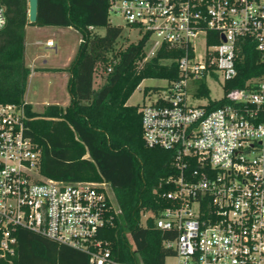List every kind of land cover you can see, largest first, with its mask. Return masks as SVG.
I'll use <instances>...</instances> for the list:
<instances>
[{
    "label": "built area",
    "instance_id": "obj_1",
    "mask_svg": "<svg viewBox=\"0 0 264 264\" xmlns=\"http://www.w3.org/2000/svg\"><path fill=\"white\" fill-rule=\"evenodd\" d=\"M108 1L110 16L140 39L148 35L145 60L163 45L183 51L179 78L140 109L145 143L175 153L178 173L161 195L168 206L155 218L168 234L166 260L264 264V0ZM5 26L0 0V30ZM247 41L263 72L227 91ZM207 80H222L225 104L215 110L189 103L204 98L198 93ZM27 119L24 105L0 104V259L16 255L17 233L25 230L84 253L89 264H127L106 237L122 214L110 186L42 176Z\"/></svg>",
    "mask_w": 264,
    "mask_h": 264
},
{
    "label": "trees",
    "instance_id": "obj_2",
    "mask_svg": "<svg viewBox=\"0 0 264 264\" xmlns=\"http://www.w3.org/2000/svg\"><path fill=\"white\" fill-rule=\"evenodd\" d=\"M28 1L1 0L6 26L0 30V104L25 106L27 136L39 151L42 176L110 186L122 211L116 227L106 235L116 259L127 264H165L171 255L164 246L168 234L156 228L155 218L168 206L161 195L172 189L166 180L178 173L175 153L145 143L141 108L128 101L147 79L176 81L183 51L163 45L145 60L148 35L116 49L123 29L111 24L108 0H39L34 24L29 22ZM28 26L72 28L81 35L77 53L64 69L70 73V104L65 108L50 105L39 114L26 103L31 74L26 64ZM98 28H104L105 34H94ZM237 70L227 91L244 88L263 72L251 42L243 46ZM99 79L102 83L96 87ZM198 94L208 97L204 84ZM224 104V100L210 101L208 107L215 110ZM17 237L16 255L0 259V264H89L84 253L40 234L21 230Z\"/></svg>",
    "mask_w": 264,
    "mask_h": 264
},
{
    "label": "rangeland",
    "instance_id": "obj_3",
    "mask_svg": "<svg viewBox=\"0 0 264 264\" xmlns=\"http://www.w3.org/2000/svg\"><path fill=\"white\" fill-rule=\"evenodd\" d=\"M110 22L113 26L121 27L123 29L122 35L118 40L116 49L126 47L131 43H137L140 40V34L138 30L129 28L123 18L111 15ZM96 35H104L105 29L98 28L93 31ZM47 39H51L54 42V46H47L44 42ZM40 40L43 44L37 45L36 49L40 54L45 55L44 59L47 60L50 68L58 69L48 75H42L41 78H31L29 89L26 93V97L29 102L32 103L33 110L36 113H43L45 106L51 104L52 99L63 100L64 98H70L68 90V77L62 73L63 68L68 67L74 59L79 44L81 43V35L72 28H60V27H45L40 29L39 27L30 26L28 31V41ZM80 40V42H79ZM155 38L152 39V42ZM102 83L99 79L96 83V87ZM205 87L208 89V97L202 99H189V103L192 105H206L210 101H220L224 98V90L222 86V80L215 82L213 80H207ZM169 82L163 79H147L137 88L133 96L128 101V105L143 107L145 104H150L156 101L159 95H163V91L167 89ZM150 89L152 95L148 96L146 91ZM196 90L195 85H191L189 89L190 95H193ZM172 259H167L166 264H172Z\"/></svg>",
    "mask_w": 264,
    "mask_h": 264
},
{
    "label": "crops",
    "instance_id": "obj_4",
    "mask_svg": "<svg viewBox=\"0 0 264 264\" xmlns=\"http://www.w3.org/2000/svg\"><path fill=\"white\" fill-rule=\"evenodd\" d=\"M29 28H30V26H28L26 29V64L31 69V74L29 77L27 91H28L29 86H30L31 78H33L32 76H34V78L35 77L41 78L40 76H42V75H48V74H51V73L56 72L58 70V69L50 68L49 66H47L48 62H47V60L44 59L45 55L40 54L39 50L36 49L37 45L43 44L42 41H40V40H33L30 42L28 41ZM54 28H56V27H54ZM40 29H43V28H40ZM48 41H53V40L47 39L46 42H44V43L46 44ZM79 42H80V40H79ZM65 68H67V67H65ZM65 68H63V69H65ZM62 73H64L68 77V82H69L70 73L67 71H63ZM25 100H26V103H28L32 106V103L28 101L27 97H25ZM51 101H52L51 104H47L45 106V108L47 106H50V105H58V106L65 108L70 104V98H67V99L64 98L63 100L52 99ZM32 108H33V106H32Z\"/></svg>",
    "mask_w": 264,
    "mask_h": 264
},
{
    "label": "water",
    "instance_id": "obj_5",
    "mask_svg": "<svg viewBox=\"0 0 264 264\" xmlns=\"http://www.w3.org/2000/svg\"><path fill=\"white\" fill-rule=\"evenodd\" d=\"M28 18L31 24L36 23L38 18L39 0H29Z\"/></svg>",
    "mask_w": 264,
    "mask_h": 264
}]
</instances>
